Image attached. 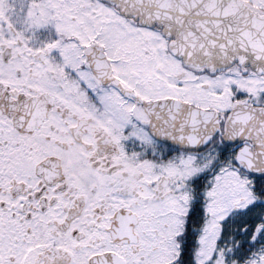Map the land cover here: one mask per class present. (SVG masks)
Masks as SVG:
<instances>
[{"label":"snow or ice","instance_id":"snow-or-ice-1","mask_svg":"<svg viewBox=\"0 0 264 264\" xmlns=\"http://www.w3.org/2000/svg\"><path fill=\"white\" fill-rule=\"evenodd\" d=\"M0 264H264V0H0Z\"/></svg>","mask_w":264,"mask_h":264}]
</instances>
